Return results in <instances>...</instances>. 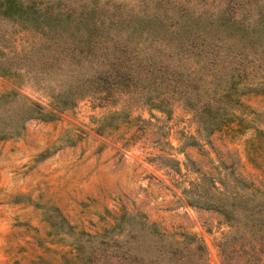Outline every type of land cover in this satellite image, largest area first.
I'll return each mask as SVG.
<instances>
[{
	"label": "rangeland",
	"instance_id": "1",
	"mask_svg": "<svg viewBox=\"0 0 264 264\" xmlns=\"http://www.w3.org/2000/svg\"><path fill=\"white\" fill-rule=\"evenodd\" d=\"M33 1L78 17L93 7L97 24L159 10L157 0ZM225 1L160 3L168 14L197 16L205 28L227 12ZM261 12L264 0H237L231 19L247 26L248 35ZM203 34L204 44L189 49L167 35L135 37L143 63H161L163 82L176 86L178 73L185 82L163 95L160 108L132 85L107 86L116 75L134 79L135 73L111 68L103 57L110 54L96 40L0 14V264H80L90 246L122 249L134 258L130 264H166L160 251L195 242L203 245L206 264H254L241 253L230 256L248 236L241 234L243 216L225 219L205 200L227 196L230 207L232 195L238 210L242 202L264 208V39L253 34L247 42L223 29ZM227 71L232 86L225 98L216 90ZM183 92L195 96L197 106L224 108L216 129L202 127L180 101Z\"/></svg>",
	"mask_w": 264,
	"mask_h": 264
},
{
	"label": "trees",
	"instance_id": "2",
	"mask_svg": "<svg viewBox=\"0 0 264 264\" xmlns=\"http://www.w3.org/2000/svg\"><path fill=\"white\" fill-rule=\"evenodd\" d=\"M235 1L237 0H226L227 12L222 11L215 20L205 22V28L201 27L199 20L196 18L197 16L191 17L189 14L187 15L179 10L177 12L174 11V14H168L167 5L165 4L167 1L165 3H160L161 0H157L155 3L156 9H159L158 12L154 9V11L149 14L117 16V18H110L106 22L96 19L100 24H97L95 21L96 17L93 14V7L85 8L86 11L83 12L84 17H78L79 14H72L69 9L62 8L61 6L56 8H53V6L48 8L46 6V10H42V8H40L41 6L36 7L39 5L33 0H0V14L11 17L13 20H17L32 28H40L47 31L69 29L70 32H81L85 34L89 40H96L97 44L101 45V49H105V51L110 54L109 58H106L107 54L103 57L104 59H108L111 68L118 65L120 68L125 67L131 69L133 73H135L134 79H122V76L116 75L112 82L107 83V86H115L118 91H121L132 85L134 89H139L143 91V94L145 93L146 98L144 102L148 103L150 106L161 108L163 95H168L169 90L176 91L175 89H177V87H182L185 82L179 80V73L175 80L176 86L171 83V80L163 82L164 74H158L164 70L160 69L161 63L156 64L152 59L153 66H146L138 56L141 46L139 42L135 40V37L141 36L145 38L167 35L171 42H174L175 46L186 45L188 49L189 45H193L197 41L202 43V45L204 44L205 37L203 29H223L227 33L236 36L239 40L247 42L253 39V34H257L255 35L256 38L263 36L264 39V12H261L257 17L253 18L252 24L250 25V27L252 26L251 28H253L250 30L252 32L247 35L248 32H245L247 26L231 19ZM228 12H230V14H226ZM175 13L180 15V17L175 15ZM101 27H107V31L109 28H112V30H116V33L115 35H111L106 31L103 33ZM123 29L126 30L124 33L125 35L122 32ZM253 30H258L259 33ZM98 34L99 36L104 34V37L97 38ZM132 39L134 40L133 42L131 41ZM210 40L216 41L213 38H210ZM108 45H110V47H106ZM92 48H87V50L92 52ZM230 54L238 55L239 53L237 51H232ZM211 58H213V60L210 61L209 59ZM214 58V55L209 56V63L213 62ZM197 62V60H193L194 65H196ZM145 69H148L149 74H144L142 72ZM123 73L130 75L132 72L124 70ZM230 75V72L227 71L223 81L217 83L219 87H217L216 92L220 94L219 96H225V98L229 97L227 91L230 90L232 86L230 85ZM131 81L134 82L131 83ZM152 90H156L154 91V95L151 93ZM180 90H184V88ZM180 97V101L182 100L185 105L194 109L198 121L208 132H212L216 129L225 117L226 112L224 108L223 111L217 113V110L211 109L207 102H203L201 104L202 106H197L198 100L194 98L195 96L191 97L183 92ZM233 101L236 102V99L233 98ZM203 115L205 116L203 117ZM241 187L248 188L244 184H242ZM234 199L235 196L231 195L230 207L229 203L225 202L227 201V196H218L217 200H212L208 197L205 201L207 206L218 210L225 219L230 217V221H232L233 215L243 216L242 218H244L242 222L243 225L240 227H242V231L244 232L241 234H248L247 239H240L238 243L232 246L230 256L233 253H241L246 257L247 262L252 258L254 264H264V225L261 223L264 222L262 219V216H264V208L260 204L254 208V205H248L245 204L246 202H242L245 206L238 210L236 207L232 206ZM117 224L118 223L114 224L111 229H115ZM234 225L237 226V224ZM145 227H147L149 231H156V227L153 223H147ZM242 237L243 235L241 238ZM99 243H103L101 239ZM177 244L175 246L170 244L166 251L159 250L160 252H157L160 257H163V255L166 256V264H201L202 260L205 262L204 256L202 257L203 245L200 242H195L193 245L190 243L184 245V249ZM163 252H165V254H163ZM80 257V264H95L97 261L101 264H130L131 260H134L133 257L126 255L122 249L110 250L108 252L104 246L98 250L97 247L90 246L89 250ZM149 262L152 261L149 260ZM62 264L73 263L64 262ZM248 264L250 263L248 262Z\"/></svg>",
	"mask_w": 264,
	"mask_h": 264
}]
</instances>
